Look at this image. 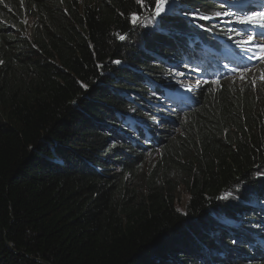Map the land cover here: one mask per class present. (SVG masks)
<instances>
[{
    "label": "trees",
    "instance_id": "trees-1",
    "mask_svg": "<svg viewBox=\"0 0 264 264\" xmlns=\"http://www.w3.org/2000/svg\"><path fill=\"white\" fill-rule=\"evenodd\" d=\"M143 4L0 0V264H264V98L219 69L195 87L173 78L205 31L142 29Z\"/></svg>",
    "mask_w": 264,
    "mask_h": 264
},
{
    "label": "snow or ice",
    "instance_id": "snow-or-ice-1",
    "mask_svg": "<svg viewBox=\"0 0 264 264\" xmlns=\"http://www.w3.org/2000/svg\"><path fill=\"white\" fill-rule=\"evenodd\" d=\"M138 4L142 7L144 6L143 0H136ZM155 7L149 9L150 16L148 17V22L153 23L154 27L152 28L153 32L157 34H171L173 29H184V28H196L201 29L204 31H212L215 25L207 26L204 23H200L201 21H211L214 18H218L221 16H233L234 21L237 23L250 25V24H259L262 31L256 33L257 37H264V11H253L251 9L243 10L237 12L235 14L223 12V11H215L212 15L202 14L199 9L195 8H184L183 11H178L176 8L177 0H154ZM167 6V7H166ZM131 20L133 24H137L138 22L141 23L143 26V16H138L136 13H132ZM232 21H226V23H231ZM235 36H241L242 34L247 33V29L242 32L236 31L235 29L232 30ZM120 39H124V36H120ZM231 39V37H230ZM254 40L253 35H247V39H239L236 41L237 46L241 47L242 51H248L249 45L253 48L260 49L258 55H253L249 57L250 59H260L264 58V43L256 42L252 43ZM116 64H120V60L114 61ZM197 71L199 69H196ZM244 71H247L245 68ZM183 73H181L182 75ZM243 73H241V79H243ZM261 79H264V75L261 76ZM202 82L197 81V85L199 86ZM203 83H208V81H203ZM216 83V81H213ZM83 87L87 88V85H82ZM241 189L237 188V192L239 193ZM233 198L237 202H241V196L236 195L233 196L232 193H225L220 197V199H228ZM220 223L225 225H230L232 220H230L225 213L223 216L218 217ZM235 243V241H233Z\"/></svg>",
    "mask_w": 264,
    "mask_h": 264
},
{
    "label": "rangeland",
    "instance_id": "rangeland-1",
    "mask_svg": "<svg viewBox=\"0 0 264 264\" xmlns=\"http://www.w3.org/2000/svg\"><path fill=\"white\" fill-rule=\"evenodd\" d=\"M224 1L227 4H240V3H242L239 0H224ZM148 17L149 16L144 17L143 26H141V23L139 22V25L141 26L142 29L149 25ZM219 19H227V18L220 17ZM257 41L260 43H264V38H257ZM260 63H263V62H260ZM183 67L184 68H183L182 72L186 75V78L188 80V84L189 85H197V81H195L196 79L194 77H195V73L198 71L195 69V71L188 72V68H186L185 65ZM244 68H247L246 73L244 71ZM244 68L240 69L243 72V76H244L243 79H241V73L233 74L231 76L232 80L235 81V85L242 87L243 85L247 84L248 88L254 89L257 96L264 98V79H261L262 75L261 76L260 75L254 76L255 73L257 72V70H253L255 68V65H252L251 67H249V65L244 64ZM173 75L179 76V73L176 70H173ZM162 156H163V154L159 151L158 153H156L154 155H150L149 157H147V159H146V161H145V163H144V165L140 171L138 179L136 180V183L138 184V189L140 190L141 193L147 192V189L144 187V182L146 180V176L149 174V170L152 167H154L155 165H157L155 163L156 159L158 157L162 158ZM170 169L172 171L168 172V174H167L168 184L165 185V189H166L165 193L169 197L173 198V202L178 208L183 209V207L187 201L188 194L186 192V188L184 186L183 179L180 177V175L178 173L179 171L175 167H171ZM260 206L263 207L262 204H260Z\"/></svg>",
    "mask_w": 264,
    "mask_h": 264
},
{
    "label": "bare ground",
    "instance_id": "bare-ground-1",
    "mask_svg": "<svg viewBox=\"0 0 264 264\" xmlns=\"http://www.w3.org/2000/svg\"><path fill=\"white\" fill-rule=\"evenodd\" d=\"M241 2H242V0H241ZM264 3V0L261 2V4H263ZM240 5H241V7L244 9L245 8V2H242V3H240ZM257 38H259V37H256V39L255 40H257ZM205 43H209L207 40H206V42ZM249 49H250V51H251V53H255V49L252 47V46H250L249 47ZM264 58H260V59H257V61H255V62H260L261 60H263ZM236 62H239V64L237 63V65H238V67H239V69H242V68H244V63H242V62H240V61H236ZM209 64V63H208ZM241 64V65H240ZM252 66V65H251ZM251 66H249V67H251ZM245 69V68H244ZM247 69V68H246ZM199 76H200V72H199V74H198V78H199ZM195 78V77H194ZM193 78V79H194ZM196 80L195 81H197V78H195ZM166 91H167V89H166ZM151 94V93H150ZM154 97V95H152V98ZM151 102V101H150Z\"/></svg>",
    "mask_w": 264,
    "mask_h": 264
}]
</instances>
